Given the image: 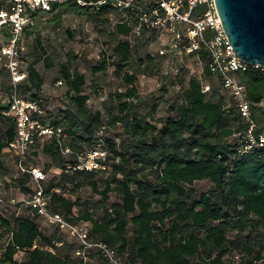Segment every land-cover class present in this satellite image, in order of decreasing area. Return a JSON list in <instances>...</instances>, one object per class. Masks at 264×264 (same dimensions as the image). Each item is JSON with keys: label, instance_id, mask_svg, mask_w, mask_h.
<instances>
[{"label": "trees", "instance_id": "trees-1", "mask_svg": "<svg viewBox=\"0 0 264 264\" xmlns=\"http://www.w3.org/2000/svg\"><path fill=\"white\" fill-rule=\"evenodd\" d=\"M8 1L0 0V9L8 6ZM69 11L89 14L111 26L117 59L105 56L93 72L98 74L114 65L127 87L114 96L116 115L110 113L112 117L104 120L101 110L93 113L88 105L92 95L84 91L87 76L75 70L69 60L63 77L76 110L54 109L43 94L45 79L36 67L41 60L50 59L37 37L19 93L38 100L46 111L43 122L64 132L63 147L56 135L38 137L26 161L29 166L38 165L35 156L43 151L51 158L46 170H61L60 175L44 182L50 211L63 213L72 222H90L91 239L116 249L127 264H236L227 261L230 253L239 255V264H264V146L243 152L250 125L241 115L236 98L211 72L206 48L186 55L185 60L197 57L204 63V78L210 81V90L204 91L207 84L203 78L190 77L185 80L180 100L171 106V113L156 120L158 105L148 113L138 111L142 101L140 77L161 65H166L163 78L171 67H176L180 75L184 65L179 66L185 60L173 62L172 55H163L160 49V64L155 55H136L137 47L133 49L120 39L132 35L135 26L121 22L112 26L110 16L119 17L113 8L91 12L74 3L57 5L55 12L48 14L53 16L48 22L58 25L62 13ZM28 27L23 35L31 34ZM144 34L150 35L149 39L157 37L146 30ZM1 38L6 40L8 34L4 32ZM2 70L8 72L4 67ZM236 75L246 86L256 123L254 135L260 140L264 136V70L249 67ZM59 81L57 85H63L64 81ZM12 88L11 84L9 98ZM9 106V99H0V175L6 172V163L15 168L24 197L32 193V177L19 171L13 155L5 151L17 137L16 118L5 114ZM107 125H120L123 133L117 138L105 137L102 134ZM65 147L72 152L65 154ZM87 149L107 151L109 165L105 171L74 167L79 163V154ZM107 173L106 179L100 178ZM202 180H209L213 187L199 193L195 183ZM85 187L101 199H83L78 194ZM2 189L0 183L1 198ZM67 192L77 197L73 199ZM113 193L119 200L107 206ZM15 205L18 209L12 217L0 209V263L110 264L99 248L85 250L55 225L47 224L54 228L48 235L41 229L44 219L32 215L31 207L21 201ZM231 231L238 235L229 236ZM80 248L84 255H77ZM19 252L24 253L22 261L16 258Z\"/></svg>", "mask_w": 264, "mask_h": 264}, {"label": "built area", "instance_id": "built-area-1", "mask_svg": "<svg viewBox=\"0 0 264 264\" xmlns=\"http://www.w3.org/2000/svg\"><path fill=\"white\" fill-rule=\"evenodd\" d=\"M74 3L91 12L102 8H113L119 17L111 15L112 26L118 22L134 25V32L141 35L145 30L157 34L163 43L160 53L172 55V61H184L186 55L198 52L202 47L209 54V68L235 98L239 111L249 123L247 142L243 152L255 146H264V136L258 140L254 135L255 120L252 104L248 99L246 86L236 73L249 67L264 70V66H251L242 60L233 48L223 27L215 0H9L8 6L0 9V63L10 73L12 93L6 115L16 118L17 137L5 149L14 157L16 168L32 177V193L21 201L31 207V214L39 216L47 224L57 226L61 232L80 242L86 249L99 248L110 264H127L116 249L104 242L91 239L90 222H72L63 213H53L49 209L50 197L45 192L44 182L47 173L38 165H27L31 146L38 137H60L63 147L64 132L43 122L46 111L38 100L24 97L19 93V84L26 79L27 72L22 63L21 37L26 27L37 19H43L55 12V6ZM6 32L8 38L2 39ZM4 40V41H3ZM59 84H62L59 81ZM205 86L204 91H209ZM264 105V97L262 100ZM66 137V135H64ZM65 154L72 152L70 147L63 149ZM108 153L102 149H87L79 154V163L74 166L82 170L105 171L108 168ZM19 201L12 200L13 203ZM3 198L0 197V203ZM80 248L77 255H84Z\"/></svg>", "mask_w": 264, "mask_h": 264}, {"label": "rangeland", "instance_id": "rangeland-1", "mask_svg": "<svg viewBox=\"0 0 264 264\" xmlns=\"http://www.w3.org/2000/svg\"><path fill=\"white\" fill-rule=\"evenodd\" d=\"M52 15H48L43 19H37L35 23L28 27L31 33L23 35L21 45L22 49V63L26 68L29 61L33 58L37 37H40L49 56V61L46 59L41 60L37 64L38 71L45 79L43 87V94L50 101L51 107L58 110L61 107H71L76 110V106L71 102L67 94V85L63 77V69L67 67L69 60H72L73 68L87 76L88 82L84 88L86 93L92 95L88 101V105L92 112L101 110L103 112L104 120H107L112 115L118 112L114 96L123 92L126 89V84L123 82L116 71L115 66L110 65L106 71L94 74L93 67L101 63L105 56L111 55L112 60L117 57L113 55L114 42L112 38V28L106 21L97 20L96 17L92 18L91 15H81L76 12L62 13L61 21L58 25L53 22H48ZM141 35L133 32L129 37L121 36L120 39L124 42H129L131 47H137L136 55L145 57L148 54L155 55L157 63L159 62L158 51L162 46V41L155 37L149 39L150 35ZM149 41L148 43H146ZM134 56L137 62V56ZM51 63V66L48 64ZM180 75L176 74L175 68L171 67L168 71V76L163 78L164 69L166 65H161L160 68L154 69L148 75H141L140 87L142 101L138 106V111L143 113L151 112L153 106L158 105L157 112L155 113L156 120L165 117L171 113V106L180 100L183 92L185 80L190 77L203 78L205 84L210 85V81L204 78V63L197 57H189L179 67L183 66ZM128 69V68H126ZM59 80L64 81L63 85H57ZM12 84V79L8 72L2 70L0 63V99L5 101L9 99L8 88ZM163 87L167 90L164 91ZM110 113L112 115H110ZM123 133V127L120 125H107L103 132V136L109 138H117L118 134ZM120 142L119 138L116 140ZM36 157L39 166L45 169L47 173V181L56 175L61 174L59 169L46 170V165L51 161V158L43 151ZM72 158H68L71 161ZM108 174H101V179H106ZM19 173L15 168L6 163V172L0 175V183H2V195L4 202L0 203V209L8 217H12L18 207L12 200L19 201L23 198V190L16 181ZM213 187L209 180H202L195 183L196 190L200 193L207 191ZM67 196L75 199L77 195L66 193ZM83 199L98 201L101 197L95 194L91 188H83L79 194ZM119 196L111 194L107 206H111L113 202L118 201ZM78 213V209H75ZM100 217L101 213H97ZM41 229L51 235L54 228L49 227L46 221H42ZM263 230V228H261ZM238 233L231 231L229 236L236 237ZM6 237V236H5ZM4 237V238H5ZM69 239V238H68ZM1 240V239H0ZM72 241V239H69ZM19 261L24 259V253L19 252L16 255ZM229 263H240L241 258L237 253H230L226 256ZM94 262V259L90 260ZM2 264V263H0Z\"/></svg>", "mask_w": 264, "mask_h": 264}, {"label": "water", "instance_id": "water-1", "mask_svg": "<svg viewBox=\"0 0 264 264\" xmlns=\"http://www.w3.org/2000/svg\"><path fill=\"white\" fill-rule=\"evenodd\" d=\"M236 54L251 66H264V0H215Z\"/></svg>", "mask_w": 264, "mask_h": 264}]
</instances>
